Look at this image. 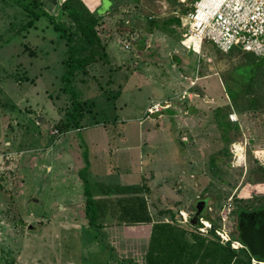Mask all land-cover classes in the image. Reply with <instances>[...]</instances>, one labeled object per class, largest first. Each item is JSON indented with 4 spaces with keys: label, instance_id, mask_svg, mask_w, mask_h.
<instances>
[{
    "label": "rangeland",
    "instance_id": "rangeland-1",
    "mask_svg": "<svg viewBox=\"0 0 264 264\" xmlns=\"http://www.w3.org/2000/svg\"><path fill=\"white\" fill-rule=\"evenodd\" d=\"M86 1L108 57L73 78L87 103L75 127L64 38L49 18L33 19L38 0H0V264H143L150 234L122 223L116 201L103 225L88 222L80 171L87 162L100 171L103 160L112 199L122 195L115 185L133 182L157 220L173 214L244 249L232 239L238 211L264 205V58L211 42L186 49L179 15L196 0ZM89 170L99 196L102 180ZM198 200L212 221L195 228Z\"/></svg>",
    "mask_w": 264,
    "mask_h": 264
},
{
    "label": "trees",
    "instance_id": "trees-1",
    "mask_svg": "<svg viewBox=\"0 0 264 264\" xmlns=\"http://www.w3.org/2000/svg\"><path fill=\"white\" fill-rule=\"evenodd\" d=\"M38 5L41 11H31L33 19L38 20L42 16L49 18L53 22L54 29L60 33L66 42L67 57L64 60L65 71L62 74L63 90L71 93L73 99V108L68 111L67 126L80 127L85 117L87 103L79 98V93L71 84L77 74L88 73V67L99 57H108L107 45L102 41L97 28L100 18L87 6L84 0H65L61 4L58 15L50 14L45 9L43 0H38ZM64 16L71 17L73 22L62 21ZM33 19L27 23V27L32 25ZM88 168L87 162L80 171L86 196L85 212L89 224L92 227H99L103 225V222L100 224V220L105 215L107 216L110 204L108 199L103 201L94 197L86 179ZM117 188L122 192V195L113 201L111 200L119 204L120 211L116 217L128 225L153 224L144 264H253V258L264 261V259L257 258L250 253L239 235L233 236L232 239L245 246L241 250L231 247L230 242L223 243L220 239L204 235L196 229L190 230L177 221L173 214L170 221L153 223L148 200L141 187L118 186ZM260 207L264 208V205ZM251 212L254 211L241 209L238 211L237 220L241 215ZM201 217L206 218L207 221H212L209 216L202 215L197 219L196 224L194 223V227L199 226Z\"/></svg>",
    "mask_w": 264,
    "mask_h": 264
},
{
    "label": "built area",
    "instance_id": "built-area-1",
    "mask_svg": "<svg viewBox=\"0 0 264 264\" xmlns=\"http://www.w3.org/2000/svg\"><path fill=\"white\" fill-rule=\"evenodd\" d=\"M192 6L179 15L188 49L200 51L211 42L225 53L237 46L264 58V0H196ZM157 104L150 113L159 111Z\"/></svg>",
    "mask_w": 264,
    "mask_h": 264
},
{
    "label": "crops",
    "instance_id": "crops-1",
    "mask_svg": "<svg viewBox=\"0 0 264 264\" xmlns=\"http://www.w3.org/2000/svg\"><path fill=\"white\" fill-rule=\"evenodd\" d=\"M65 0H43V2H44V7H45V9L50 13V14H53L54 15V12H56V10H57V8H58V6L60 5L61 6V4L64 2ZM95 3H96V1L95 0H93ZM187 1V0H186ZM84 2L87 4V6L89 7V5H88V3H87V1L86 0H84ZM93 5H94V3H92ZM90 8V7H89ZM102 7H100V8H98L97 9V11H98V13L100 14V12H99V10L101 9ZM109 8V7H108ZM108 8H105V10L102 12V13H105L106 12V10L108 9ZM91 9V8H90ZM58 10H60V8L58 9ZM92 10V9H91ZM93 11V10H92ZM101 13V14H102ZM183 41V40H182ZM182 44H183V42H182ZM184 45V44H183ZM185 46V45H184ZM185 48L186 49H188L186 46H185ZM190 50H193V49H190ZM195 51V50H194ZM201 51V50H200ZM200 51H195V52H200ZM152 115H155L156 113H151ZM102 163H104V165H103V168H101V170L99 171L98 170V168L96 167V166H94V163H92V169H91V166H90V163H89V168L88 169H90L89 171V173H91L94 177H95V182H100V181H97V180H102L101 182H102V194L101 195H99V196H95L94 195V193H93V195H94V197L96 198V199H101V200H103V201H105V199H110V200H114V199H112L113 197H112V194H109V193H112V191H108L109 190V188L108 187H105L104 186V184H115L112 180H109V179H107L108 178V176H109V173H108V171H105V161L103 160V162ZM86 165V164H85ZM84 165V166H85ZM83 168V167H82ZM81 168V169H82ZM80 179H81V177H80ZM82 180V179H81ZM119 185H115V186H120V187H125V186H136L135 185V183H133V182H128V183H118ZM82 185H84V184H82ZM116 187V189L118 190L119 188H117ZM81 192L84 194H82V196H84L83 198V200H84V207H83V209H84V211H86V196H85V193H84V187H83V189L81 188ZM73 196L71 197L72 199H75L74 197L75 196H77L76 194L74 195V193L72 194ZM76 201V200H75ZM76 203V202H75ZM66 207H69V209L70 208H72L73 209V207H74V204L72 205V204H68V206H62L61 207V209L62 210H65L66 209ZM75 207L76 208H80L79 207V205H75ZM117 209H115L114 207H109V210L108 211H116ZM149 210H150V213H151V216H152V219H153V223L154 222H157V221H159V220H157L156 218H155V216H154V213H153V211H152V208L150 207V205H149ZM118 211H120L119 209H118ZM162 212V211H161ZM118 215V214H117ZM104 218H105V216H104ZM125 225V224H124ZM128 225V224H127ZM152 223L150 224V223H140V224H134V225H129V226H132L133 228H140L139 230H140V232L141 231H147V235L149 236V234L151 233V229H152ZM123 227H126V226H123ZM107 228H109V227H107V226H104L102 229H103V232H105V230H107ZM145 229V230H144ZM141 237H143L142 235H139L138 236V238L140 239ZM137 239V238H136ZM150 240V239H149ZM147 244V243H146ZM148 246H149V244H148ZM148 246L146 245V249H145V254H144V261L142 262L143 264L145 263V257H146V253H147V251H148ZM122 263V262H121Z\"/></svg>",
    "mask_w": 264,
    "mask_h": 264
},
{
    "label": "water",
    "instance_id": "water-1",
    "mask_svg": "<svg viewBox=\"0 0 264 264\" xmlns=\"http://www.w3.org/2000/svg\"><path fill=\"white\" fill-rule=\"evenodd\" d=\"M201 207L202 205H198L193 220L195 224L204 213ZM238 230L241 240L250 253L257 258L264 259V209L241 215L238 219Z\"/></svg>",
    "mask_w": 264,
    "mask_h": 264
},
{
    "label": "bare ground",
    "instance_id": "bare-ground-1",
    "mask_svg": "<svg viewBox=\"0 0 264 264\" xmlns=\"http://www.w3.org/2000/svg\"><path fill=\"white\" fill-rule=\"evenodd\" d=\"M235 151V149H234ZM236 151H237V155H239V158L243 159L244 158V154H243V149L240 145H236ZM264 264V262H263Z\"/></svg>",
    "mask_w": 264,
    "mask_h": 264
},
{
    "label": "flooded vegetation",
    "instance_id": "flooded-vegetation-1",
    "mask_svg": "<svg viewBox=\"0 0 264 264\" xmlns=\"http://www.w3.org/2000/svg\"><path fill=\"white\" fill-rule=\"evenodd\" d=\"M199 201L200 200H198L197 203H196V211L198 210V205H201L200 203H198ZM261 209H264V208L263 207H258V208H254V209H251V210H248V211H258V210H261Z\"/></svg>",
    "mask_w": 264,
    "mask_h": 264
}]
</instances>
